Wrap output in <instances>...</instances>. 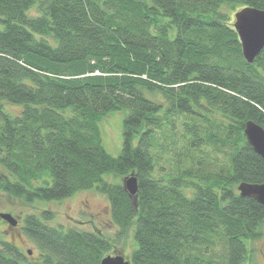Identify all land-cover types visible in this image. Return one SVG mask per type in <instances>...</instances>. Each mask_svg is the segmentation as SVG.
I'll return each mask as SVG.
<instances>
[{
	"label": "trees",
	"instance_id": "1",
	"mask_svg": "<svg viewBox=\"0 0 264 264\" xmlns=\"http://www.w3.org/2000/svg\"><path fill=\"white\" fill-rule=\"evenodd\" d=\"M248 5L264 10V0H0V190L33 203L96 188L117 228L29 213L36 250L0 236V264H101L130 230L131 264H245L264 224V205L237 190L264 182L244 132L250 119L264 128V49L248 63L233 25ZM115 110L117 156L101 133ZM132 172L137 209L122 185Z\"/></svg>",
	"mask_w": 264,
	"mask_h": 264
},
{
	"label": "rangeland",
	"instance_id": "2",
	"mask_svg": "<svg viewBox=\"0 0 264 264\" xmlns=\"http://www.w3.org/2000/svg\"><path fill=\"white\" fill-rule=\"evenodd\" d=\"M44 3L46 0H38ZM37 7L30 9L31 13H36ZM234 19V13H233ZM124 113L119 110L111 111L101 122L102 144L114 156L120 154L123 146V121ZM162 166L168 168L169 164L162 160ZM105 178L112 181V175L104 174ZM188 192V191H187ZM48 210L54 213V218L48 220L53 226H79L82 229L97 230L100 229L106 236H115L117 230L112 222L111 207L107 196L99 192L96 188L79 191L76 194L66 197L62 200L53 201H35L27 203L20 198L11 197L0 190V212H11L15 217L20 218V226L11 228L4 220L0 218V236L8 240H13L26 254L28 249L34 251L35 244L32 239L23 232V219L26 214L39 213ZM133 231L130 230L127 236L118 243L112 253H121L128 258L137 247ZM250 257L245 264H264V224L262 234L258 238L248 242ZM215 254H221L222 246L215 248ZM220 260L218 257H214ZM26 264V263H23Z\"/></svg>",
	"mask_w": 264,
	"mask_h": 264
},
{
	"label": "water",
	"instance_id": "3",
	"mask_svg": "<svg viewBox=\"0 0 264 264\" xmlns=\"http://www.w3.org/2000/svg\"><path fill=\"white\" fill-rule=\"evenodd\" d=\"M234 28L239 35L243 56L248 63L254 62L264 49V10L256 6H245L235 12ZM245 137L253 149L264 159V128L255 120H247L244 127ZM125 189L133 198L135 208H138V178L134 172L122 178ZM241 196H248L264 205V182L253 183L242 181L238 184ZM0 218L11 225L18 224V218L11 212H0ZM32 255L33 250L28 249ZM101 264H131V258L121 253L106 255Z\"/></svg>",
	"mask_w": 264,
	"mask_h": 264
},
{
	"label": "flooded vegetation",
	"instance_id": "4",
	"mask_svg": "<svg viewBox=\"0 0 264 264\" xmlns=\"http://www.w3.org/2000/svg\"><path fill=\"white\" fill-rule=\"evenodd\" d=\"M14 215V214H13ZM1 220H4V219H2L1 218ZM5 221V220H4ZM6 222V221H5ZM8 223V222H7ZM9 224V223H8ZM9 225H11V224H9ZM12 227L11 228H17V227H19L20 226V218H18V224L17 225H11Z\"/></svg>",
	"mask_w": 264,
	"mask_h": 264
}]
</instances>
